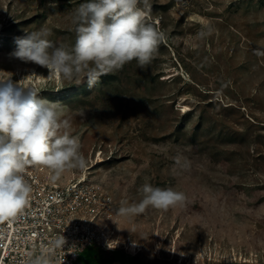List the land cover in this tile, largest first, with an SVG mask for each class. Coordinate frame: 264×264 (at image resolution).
I'll return each instance as SVG.
<instances>
[{
	"label": "rangeland",
	"instance_id": "obj_1",
	"mask_svg": "<svg viewBox=\"0 0 264 264\" xmlns=\"http://www.w3.org/2000/svg\"><path fill=\"white\" fill-rule=\"evenodd\" d=\"M85 2L0 0V78L65 106L85 169L95 166L85 183L101 194L100 247L130 243L152 264H264V57L253 53L264 49V0H149L146 21L165 35L151 65L132 61L91 89L10 55L16 37L41 28L73 45L72 14ZM36 168L56 185L85 171L53 181ZM145 183L186 200L117 216Z\"/></svg>",
	"mask_w": 264,
	"mask_h": 264
},
{
	"label": "clouds",
	"instance_id": "obj_2",
	"mask_svg": "<svg viewBox=\"0 0 264 264\" xmlns=\"http://www.w3.org/2000/svg\"><path fill=\"white\" fill-rule=\"evenodd\" d=\"M149 8V0H88L73 11V45L57 46L49 39L51 30L41 28L16 37L17 47L10 55L47 68L69 85H80L87 78L91 89L100 77L115 74L132 61L145 70L151 65L165 35L146 21ZM210 34L209 27L199 35ZM253 53L264 57V49ZM38 93L10 77L0 78V223L23 215L29 206L33 187L26 178L28 166L49 170L53 181L68 170L87 167L80 138L69 131L65 106L39 99ZM180 163L177 158L176 164ZM140 191L139 202L123 201L115 214L131 219L148 208L168 211L186 200L183 192L172 187L145 183ZM65 243V237L58 235L40 254L29 253L26 264H64V259H54L52 253Z\"/></svg>",
	"mask_w": 264,
	"mask_h": 264
},
{
	"label": "built area",
	"instance_id": "obj_3",
	"mask_svg": "<svg viewBox=\"0 0 264 264\" xmlns=\"http://www.w3.org/2000/svg\"><path fill=\"white\" fill-rule=\"evenodd\" d=\"M26 178L33 187L29 206L23 215L0 223V264H26L29 253L40 254L58 235L66 243L52 255L64 264H75L89 246L100 247L102 234L94 220L103 204L95 187L78 180L56 185L36 166L26 168Z\"/></svg>",
	"mask_w": 264,
	"mask_h": 264
},
{
	"label": "crops",
	"instance_id": "obj_4",
	"mask_svg": "<svg viewBox=\"0 0 264 264\" xmlns=\"http://www.w3.org/2000/svg\"><path fill=\"white\" fill-rule=\"evenodd\" d=\"M75 264H152L142 254H133L125 248L107 249L89 246L80 255Z\"/></svg>",
	"mask_w": 264,
	"mask_h": 264
},
{
	"label": "bare ground",
	"instance_id": "obj_5",
	"mask_svg": "<svg viewBox=\"0 0 264 264\" xmlns=\"http://www.w3.org/2000/svg\"><path fill=\"white\" fill-rule=\"evenodd\" d=\"M58 76V74H57ZM28 87V86H25ZM95 166L92 167H88L87 169H85V171L83 173H81L76 180H78L79 183L86 181V176L88 175L87 170L94 168ZM118 243H116L115 247H118ZM124 246L126 247V249L134 251L133 249H135L136 247L133 244L130 243H125Z\"/></svg>",
	"mask_w": 264,
	"mask_h": 264
},
{
	"label": "trees",
	"instance_id": "obj_6",
	"mask_svg": "<svg viewBox=\"0 0 264 264\" xmlns=\"http://www.w3.org/2000/svg\"><path fill=\"white\" fill-rule=\"evenodd\" d=\"M101 79H102V78H100V80H99V81H101Z\"/></svg>",
	"mask_w": 264,
	"mask_h": 264
}]
</instances>
